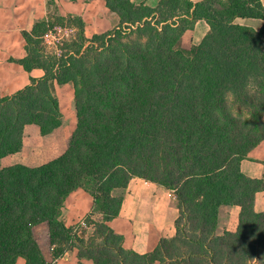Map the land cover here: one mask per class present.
Segmentation results:
<instances>
[{"label":"trees","instance_id":"obj_1","mask_svg":"<svg viewBox=\"0 0 264 264\" xmlns=\"http://www.w3.org/2000/svg\"><path fill=\"white\" fill-rule=\"evenodd\" d=\"M104 1L119 20L105 33L87 38L83 19L53 1L23 32L19 63L45 75L0 94V162L22 150L26 126L42 136L62 126L56 85H73L77 127L42 166L0 163V264H57L73 249L91 264H264V175L241 171L264 141V0ZM249 19L263 24L238 22ZM198 21L209 30L187 45ZM134 178L173 191L179 210L175 236L146 254L110 226ZM78 190L93 200L91 234L63 219ZM224 206L240 208L238 227L218 235Z\"/></svg>","mask_w":264,"mask_h":264},{"label":"crops","instance_id":"obj_2","mask_svg":"<svg viewBox=\"0 0 264 264\" xmlns=\"http://www.w3.org/2000/svg\"><path fill=\"white\" fill-rule=\"evenodd\" d=\"M63 16L75 15L83 19L85 34L91 38L118 26L119 20L106 7L104 0H54ZM135 4H146L152 8L160 0H132ZM196 1V0H193ZM48 0H0V94L12 96L24 89L31 79H40L45 75L42 69L31 72L19 63L26 56L23 32H30L37 21L47 17ZM245 21V20H243ZM195 25L194 40L198 44L208 32V25L201 27L202 35L196 39V33L202 26ZM257 26L256 20L245 21ZM242 23V22H241ZM199 41V42H198ZM55 95L59 101L63 124L51 135L42 136L35 125L24 129L23 148L16 154L1 160V167L25 165L42 166L64 154L68 142L77 127L75 93L71 84L56 85ZM241 171L252 179H261L264 175V141L254 148L248 158L241 162ZM93 200L84 190H78L66 200L63 219L68 227L81 223L90 213ZM255 211L264 212V191L255 197ZM240 208L224 206L220 210L217 234L235 232L238 227ZM179 215L175 193L152 182L140 178L130 181L119 217L110 223L112 229L123 236V246L139 254L152 252L162 238H172L176 234L175 220ZM16 264H26L19 258ZM57 264H91L80 261L77 250L68 251ZM159 264V263H156Z\"/></svg>","mask_w":264,"mask_h":264},{"label":"rangeland","instance_id":"obj_3","mask_svg":"<svg viewBox=\"0 0 264 264\" xmlns=\"http://www.w3.org/2000/svg\"><path fill=\"white\" fill-rule=\"evenodd\" d=\"M49 1H50V2H51V1L55 2L54 0H48V2H49ZM196 1H198V0H196ZM48 4H49V3H47V11H48ZM55 5L57 6L56 2H55ZM51 9L54 10L55 8H54V7H51ZM57 9H58V6H57ZM58 10H59V9H58ZM245 21H248V22H249L250 19H249V20H245ZM245 21H243V20H238L239 23L242 22V24H245V25H247V26L254 27L255 29H259V28L262 26V24H263V22H262L261 20H256V21H257V24H258L257 26H256V25L253 26V25L247 24ZM201 24H202V26H200V29H199L198 32L196 33V39H198V40H199V38H200L201 35H202V32H201V29H202V28H201V27H203V26H207V25H206V22H202ZM208 28H209V26H208ZM208 30H209V29H208ZM63 33H64V32H63ZM60 34H62V33H60ZM204 37H205V36H204ZM204 37H203V38H204ZM49 39H51L52 41H55L53 35H52ZM194 39H195V38H194V34H192V41H189V39H187V45H190L191 43H192V44H197V43L195 42ZM51 40H50V41H51ZM201 41H202V40H201ZM201 41H200V42H201ZM190 42H191V43H190ZM198 42H199V41H198ZM200 42H199V43H200ZM199 43H198V44H199ZM67 146H68V145H67ZM94 218H95V220H100V219H101V217H100L99 215H97V214L95 215ZM90 227H91V226H90ZM90 227H84V228H86L88 234H91V232H92Z\"/></svg>","mask_w":264,"mask_h":264},{"label":"clouds","instance_id":"obj_4","mask_svg":"<svg viewBox=\"0 0 264 264\" xmlns=\"http://www.w3.org/2000/svg\"><path fill=\"white\" fill-rule=\"evenodd\" d=\"M229 99H232V95L231 94H229ZM232 114H233L234 118H237L238 114L236 112H233Z\"/></svg>","mask_w":264,"mask_h":264},{"label":"built area","instance_id":"obj_5","mask_svg":"<svg viewBox=\"0 0 264 264\" xmlns=\"http://www.w3.org/2000/svg\"><path fill=\"white\" fill-rule=\"evenodd\" d=\"M79 224H81L82 227H85V222H84V221H82V222L79 223Z\"/></svg>","mask_w":264,"mask_h":264},{"label":"water","instance_id":"obj_6","mask_svg":"<svg viewBox=\"0 0 264 264\" xmlns=\"http://www.w3.org/2000/svg\"><path fill=\"white\" fill-rule=\"evenodd\" d=\"M199 1V0H198Z\"/></svg>","mask_w":264,"mask_h":264}]
</instances>
